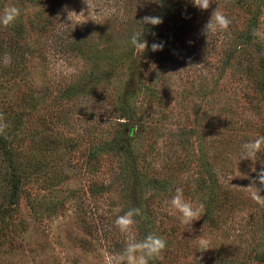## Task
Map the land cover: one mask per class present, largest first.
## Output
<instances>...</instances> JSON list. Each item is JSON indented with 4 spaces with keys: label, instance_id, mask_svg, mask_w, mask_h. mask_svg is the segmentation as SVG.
I'll list each match as a JSON object with an SVG mask.
<instances>
[{
    "label": "rangeland",
    "instance_id": "374dc122",
    "mask_svg": "<svg viewBox=\"0 0 264 264\" xmlns=\"http://www.w3.org/2000/svg\"><path fill=\"white\" fill-rule=\"evenodd\" d=\"M245 2L212 0L201 10L192 0H91L94 21L83 23L85 0H0V13L20 11L0 25V264H112L125 246L114 221L131 208L142 213L137 239L167 242L149 264H264V205L246 188L264 170V149L243 160L239 139L226 143L242 120L264 117V15L244 33L256 9ZM218 7L231 23L207 39ZM69 11L86 16L72 22ZM146 16L162 23L137 51L130 39ZM112 43L122 65L95 55ZM129 103L139 137L125 153L116 140ZM257 131L242 142L264 136ZM214 158L222 191L211 187ZM177 187L203 205L190 226L166 203Z\"/></svg>",
    "mask_w": 264,
    "mask_h": 264
},
{
    "label": "clouds",
    "instance_id": "9594fccd",
    "mask_svg": "<svg viewBox=\"0 0 264 264\" xmlns=\"http://www.w3.org/2000/svg\"><path fill=\"white\" fill-rule=\"evenodd\" d=\"M192 2L195 7L201 10H208L212 0H192ZM85 3L89 11L87 15L88 19L83 23H86L87 20L91 19L94 15V6L91 3V0H85ZM19 15L20 11L17 7H5L3 12L0 13V25L8 27L16 21ZM85 16V12L83 11L79 14L75 11L68 12V20L72 22L74 17ZM140 23L157 26L162 23V19L155 16H146ZM230 23L231 21L221 11L220 7H218L213 11L209 21L205 24L203 34L208 39L211 34H214L217 31L227 30ZM130 43L137 51L145 52L148 48V42L144 39H139L138 35L135 33L131 36ZM151 48L153 52H156L162 50L163 44L153 43ZM4 63L5 65L10 64L11 57L6 55ZM0 119H2V117H0ZM3 127H6V125L0 127V132L3 131ZM262 149H264V136H258L242 145L240 158L243 160L254 161V158L262 151ZM253 171H255V169H253ZM257 182L261 186H264V170L260 171L257 174L256 179L252 180L251 185L246 187L247 190L250 191L252 199L256 203L264 205V195H261L262 188L256 187ZM166 203L170 205L172 210L179 214L181 223L190 226L193 222L200 220L203 205L196 206L191 200L186 199L182 188L177 187L170 201H167ZM141 214L139 208H131L123 215H118L116 217L114 224L119 232L125 236V246L113 258L112 264H149L151 260L161 256L166 249V240L154 233H149L143 239L136 238L134 231L136 224L135 217L140 216ZM201 243H204L203 240H201Z\"/></svg>",
    "mask_w": 264,
    "mask_h": 264
},
{
    "label": "trees",
    "instance_id": "16d2710c",
    "mask_svg": "<svg viewBox=\"0 0 264 264\" xmlns=\"http://www.w3.org/2000/svg\"><path fill=\"white\" fill-rule=\"evenodd\" d=\"M246 0H240V3L243 4V6H246ZM252 4H255V1L254 0H250ZM154 5H157V4H154ZM256 5V4H255ZM262 7H264V1H262L261 3H258L256 5V9L253 10L251 13H250V17L249 19L246 20V25H245V32L244 33H250V32H254V31H257V27L259 26V16H261L262 14L264 15V9H262ZM137 14H136V18H137ZM134 20L136 19L135 17H133ZM263 21H264V16H263ZM141 28H139L141 30V33L138 34V38L139 39H144L149 43H151V40L153 38H155V30H157L156 26L152 27L151 29H147L146 26L144 25H140ZM256 33V32H255ZM239 39L241 38L243 41H242V44L246 45V37H244L243 35H239L238 36ZM152 45V44H150ZM259 45V54L260 56V68H261V71H262V76L258 79L257 81V91L264 96V41L262 43H258ZM149 47V45H148ZM118 51V52H117ZM95 55L97 56H100L101 59L106 62L107 64H110V65H114V64H117L118 62H121V65L123 63V54L120 53V51L117 49L116 45L115 44H110L108 45V47L104 50H102L101 52H98V53H95ZM122 56V57H120ZM127 103V102H126ZM257 103V102H256ZM128 107L126 106H123L122 107V111H121V117L123 118H120L121 120H124V122H122V124H125L124 127L127 128V132L125 133V136L119 140L122 141V139L124 140L123 143L119 142V140H116V147L118 150L122 151V152H125V153H132L134 152V144H135V140H136V137L137 135V131L139 129V125H135L133 124V119H134V110L132 108V106L129 104H127ZM253 109H255V106H253ZM264 131V117H262L261 119V123H253L252 121H248L247 120H242L240 122V135L238 134H229V137H228V141L226 142L227 143V147L229 146H232L233 145V142L232 140L233 139H239L238 141H240L241 144H244L242 141L245 140V139H249L250 135L253 134L254 132H256L257 130H262ZM134 130V133L132 134ZM140 131V130H139ZM259 132V131H257ZM139 137V135H138ZM251 139V138H250ZM250 141V140H249ZM232 142V143H231ZM225 153V150L220 153V155L222 156L223 154ZM263 156H264V152L261 153ZM136 155V154H134ZM259 157V155H257L255 158L257 159ZM259 160V158L257 159ZM262 160V159H261ZM216 159L214 158L213 162L211 163V166H210V176H211V187L212 189H216L217 191H222L224 188L223 186H221L220 184H218L217 182V178L215 176V168H214V165L216 164ZM135 183L138 182V179L135 178L133 180ZM152 182L150 179L148 180V183ZM214 190V195H215V191ZM214 195L211 197V200L210 201L211 203H213V200H214ZM207 208V207H206Z\"/></svg>",
    "mask_w": 264,
    "mask_h": 264
}]
</instances>
